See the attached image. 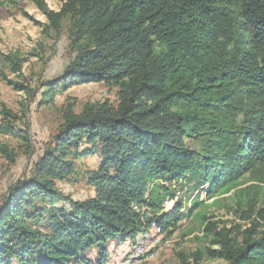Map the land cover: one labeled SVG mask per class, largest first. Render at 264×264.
Wrapping results in <instances>:
<instances>
[{
	"label": "trees",
	"instance_id": "1",
	"mask_svg": "<svg viewBox=\"0 0 264 264\" xmlns=\"http://www.w3.org/2000/svg\"><path fill=\"white\" fill-rule=\"evenodd\" d=\"M34 2L47 33L59 39L69 26L75 52L61 76L43 83L39 106L89 83L116 85L119 102L66 110L32 179L0 207V264L87 263L93 248L107 264L115 240L133 242L153 223L169 228L182 207L165 212L163 203L183 187L197 207L203 194L246 177L235 212L250 224L235 234L206 215L208 247L193 260L264 264V0H66L59 11ZM10 59L18 74L19 58ZM9 84L31 97L23 84ZM0 106V135L20 137L17 117ZM187 138L200 150L188 149ZM82 143L92 149L79 153ZM99 148L102 164L86 177L94 196L62 193L57 183ZM0 151L14 159L6 146Z\"/></svg>",
	"mask_w": 264,
	"mask_h": 264
},
{
	"label": "rangeland",
	"instance_id": "2",
	"mask_svg": "<svg viewBox=\"0 0 264 264\" xmlns=\"http://www.w3.org/2000/svg\"><path fill=\"white\" fill-rule=\"evenodd\" d=\"M65 1L46 0V3L50 10L59 11ZM47 24L44 13L38 9L34 0H0V103L17 117L12 122L20 134V137L0 135V147L6 146L14 157L8 158L0 151V207L4 205L11 188L32 179L34 165L60 132L64 114L69 107L75 114H80L90 105L107 102L116 107L119 102V89L116 85L89 83L75 85L60 93L50 106H39L44 91L43 83L61 76L75 56V52L70 49L69 26L64 24L62 36L58 39L54 34L46 32ZM11 56L19 58L22 68L18 74L14 72ZM9 81L29 88L32 91L31 97L27 98L24 92L16 90ZM2 121L3 116L0 114V123ZM185 145L188 149L197 151L201 147L199 140L194 138H187ZM87 149H92V146L82 143L78 151L81 153ZM100 153V148L95 149L93 155L77 159V175L58 182L60 191L75 201L93 197L94 190L88 185L86 177L102 164ZM239 184L240 186L224 190L211 198L203 194L200 197L203 204L197 207H194V196L188 197L184 187L179 190L176 199L169 201L166 208L163 205V209L171 212L179 203L182 208L169 228L161 234L154 225L149 228L161 242L156 255L142 264H196L193 254L208 247L202 223L206 215L214 221L224 223L232 233L236 234L238 227H243L244 230L250 222L242 221L241 215H237L236 201L240 188L249 186L250 182L246 177ZM262 198L264 199V191ZM57 207L66 206L60 203ZM47 225L48 221H44L40 228L46 230ZM134 242H130L129 251L121 260L118 259L126 253L127 245L123 248L121 241L112 242L108 248L107 264L123 261L132 251ZM84 257L89 262L81 264H100L98 249L86 251ZM7 264L17 262L13 259ZM199 264L227 262L204 259Z\"/></svg>",
	"mask_w": 264,
	"mask_h": 264
},
{
	"label": "bare ground",
	"instance_id": "3",
	"mask_svg": "<svg viewBox=\"0 0 264 264\" xmlns=\"http://www.w3.org/2000/svg\"><path fill=\"white\" fill-rule=\"evenodd\" d=\"M153 225L154 226L156 225L161 229V231H159L160 234L161 232H163L162 227L158 226L155 223H153L148 228H151ZM156 226L155 228L157 229ZM134 241H133L134 244L131 248L132 251H130L129 254L124 258V260L118 264H129L124 262H130L131 260H133L134 256L136 255H137V260H134L132 264H142L144 261L153 258L156 255V251L158 250V247L160 246V243H157L159 240L153 236L152 231L149 229L137 235V238ZM151 247L152 249H150Z\"/></svg>",
	"mask_w": 264,
	"mask_h": 264
},
{
	"label": "crops",
	"instance_id": "4",
	"mask_svg": "<svg viewBox=\"0 0 264 264\" xmlns=\"http://www.w3.org/2000/svg\"><path fill=\"white\" fill-rule=\"evenodd\" d=\"M130 244H131V243H130V241H129L128 243L125 242L124 244L121 245L123 248H124L125 245H127V247H126V250H127V251H126V253H125L124 255L120 256L118 260H121V259L127 254V252L129 251V248H130ZM117 263H119V262H117ZM117 263H115V264H117Z\"/></svg>",
	"mask_w": 264,
	"mask_h": 264
},
{
	"label": "built area",
	"instance_id": "5",
	"mask_svg": "<svg viewBox=\"0 0 264 264\" xmlns=\"http://www.w3.org/2000/svg\"><path fill=\"white\" fill-rule=\"evenodd\" d=\"M168 205H169V201H168V202L166 201V203H165V208H166ZM160 242H161V241H158L157 243H160ZM150 249H152V247H151ZM134 260H137V255L134 256L133 260H131L130 262H124V263L132 264V262H133Z\"/></svg>",
	"mask_w": 264,
	"mask_h": 264
}]
</instances>
